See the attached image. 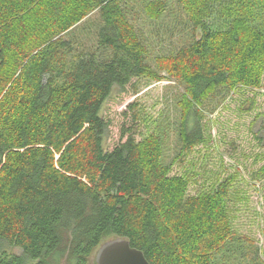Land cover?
<instances>
[{
	"label": "trees",
	"instance_id": "16d2710c",
	"mask_svg": "<svg viewBox=\"0 0 264 264\" xmlns=\"http://www.w3.org/2000/svg\"><path fill=\"white\" fill-rule=\"evenodd\" d=\"M78 3L99 14L85 51L74 49L77 40L54 37L73 22L65 13ZM167 3L150 0L149 15L163 13ZM174 3L189 22L188 40L171 65L168 57L157 63L185 85L179 131L185 153L203 140L206 98L260 86L264 0ZM126 15L123 0H0V264H54L63 251L86 264L115 236L151 264H215L232 241L231 176L212 191L188 195L185 178L167 175L154 135L140 142L127 135L110 150L102 145L109 123L100 110L112 88L153 75Z\"/></svg>",
	"mask_w": 264,
	"mask_h": 264
},
{
	"label": "rangeland",
	"instance_id": "374dc122",
	"mask_svg": "<svg viewBox=\"0 0 264 264\" xmlns=\"http://www.w3.org/2000/svg\"><path fill=\"white\" fill-rule=\"evenodd\" d=\"M169 1L173 4L167 3L163 13L152 17L147 11L150 0H123L127 20L147 48V61L154 76L132 79L124 89L112 88L100 110L109 123L102 145L110 150L127 135L138 142L154 135L160 143V162L166 166L167 175L185 178L188 195L212 191L219 181L231 176L226 208L233 239L215 255V264H264V69L259 87L219 90L206 98L199 112L203 140L180 153L185 85L179 75L159 67L157 59L168 57L171 65L170 56L188 40L189 22L174 0ZM82 6H70L65 14L66 19L73 15V22L66 28L59 27L63 30L54 35L77 40L76 51L91 48L100 22L95 6L86 10ZM81 11L83 16H75ZM66 57L68 61L70 57ZM2 248L22 252L7 244ZM96 251L86 264H97L93 260ZM67 252L55 254L54 264H74Z\"/></svg>",
	"mask_w": 264,
	"mask_h": 264
},
{
	"label": "water",
	"instance_id": "95a60500",
	"mask_svg": "<svg viewBox=\"0 0 264 264\" xmlns=\"http://www.w3.org/2000/svg\"><path fill=\"white\" fill-rule=\"evenodd\" d=\"M95 261L97 264H151L140 249L131 246L122 236L103 240L95 253Z\"/></svg>",
	"mask_w": 264,
	"mask_h": 264
}]
</instances>
